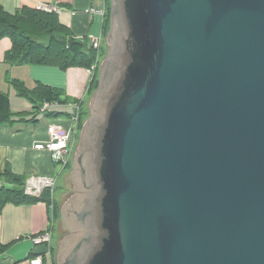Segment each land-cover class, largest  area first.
Masks as SVG:
<instances>
[{"label":"water","instance_id":"1","mask_svg":"<svg viewBox=\"0 0 264 264\" xmlns=\"http://www.w3.org/2000/svg\"><path fill=\"white\" fill-rule=\"evenodd\" d=\"M111 9L60 263L264 264V0Z\"/></svg>","mask_w":264,"mask_h":264},{"label":"crops","instance_id":"2","mask_svg":"<svg viewBox=\"0 0 264 264\" xmlns=\"http://www.w3.org/2000/svg\"><path fill=\"white\" fill-rule=\"evenodd\" d=\"M42 3L57 6L62 24L69 27L75 38L84 37L87 47H91L89 35L104 34L103 16L91 11V8L100 7L98 0H0V4L11 13H16L23 6L38 8ZM10 40L9 37L0 40V89L9 92L12 110L31 112L32 105L19 101V106L22 107L15 110L13 98L16 93L5 79L7 73L13 78L23 80L30 88L38 82L57 87L63 91L65 99L57 101L55 106L48 110L27 115L23 120L18 117L19 121L15 123L0 125V185L14 187L16 184L7 173L21 176L25 182L31 174L51 175L56 171L57 163L52 160L50 152L35 149L34 144L38 140L48 138L46 128L49 122H64L75 110V104L84 96L86 99L94 74L88 68L79 66L64 70L45 64L11 65L5 61V54L12 46ZM84 106L85 100L82 107ZM33 116L35 121L30 120ZM64 206L65 204L61 208L59 206L61 216L53 224L52 205L46 201L5 204L0 212V243L6 245L7 249L0 255V264H30L31 258L43 247L36 245L32 236L52 224L53 231L56 232V223L64 221ZM44 258L47 261V258Z\"/></svg>","mask_w":264,"mask_h":264},{"label":"trees","instance_id":"3","mask_svg":"<svg viewBox=\"0 0 264 264\" xmlns=\"http://www.w3.org/2000/svg\"><path fill=\"white\" fill-rule=\"evenodd\" d=\"M106 10L103 25L105 38H107L111 28V0H107ZM5 37H9L12 41L11 48L5 54V61L11 65L45 64L58 66L64 70L73 66L90 69L97 59V50L93 47H87L84 40L75 38L69 27L62 24L58 13L54 11L48 12L35 7L23 6L16 13H11L0 4V40ZM97 75L98 70L88 87L89 93H93L98 86ZM6 78L17 94L21 97L25 96L33 107L31 112H14L11 107L9 92L0 89V125L15 123L19 121L18 117L23 120L27 115H35L46 101L65 100L63 99V91L52 85L38 82L33 88H30L23 80L13 78L8 73ZM88 114L89 111H86V114L82 111L81 128L84 124V118ZM30 120L35 121V116ZM7 176L11 177L16 185L14 187L5 184L0 185V212L8 202L14 204L39 201L52 203L49 192H44L40 196L28 195L23 190V177L13 176L10 173H7ZM59 216L60 208L55 201L53 206L54 222L58 220ZM6 249L7 246L0 243V255ZM45 249L43 246L37 254L44 255ZM52 253L54 256V247H52ZM53 264H58L55 258Z\"/></svg>","mask_w":264,"mask_h":264},{"label":"built area","instance_id":"4","mask_svg":"<svg viewBox=\"0 0 264 264\" xmlns=\"http://www.w3.org/2000/svg\"><path fill=\"white\" fill-rule=\"evenodd\" d=\"M100 7L91 8V11L100 13L103 18L106 14L107 9V0H98ZM39 9L46 11H54L60 12L57 6H53L50 4L42 3L38 5ZM78 39L84 40V37H78ZM106 41L104 34L101 33L99 35H89L90 46L97 50V59L92 67L89 69L95 74V72L99 69L101 58L103 54V44ZM85 96L78 101L74 108L75 110L72 112L70 117H66L64 122H49L46 128L48 138L44 140H38L34 144V148L38 150H47L50 152L52 160L54 163H57V169L59 172L61 170L66 169L75 152V146L78 139V133L81 131V117L83 111V103ZM57 101H46L44 102L41 111L48 110L55 106ZM60 167V168H59ZM56 169V171H57ZM57 176L54 174L46 175L41 173L31 174L25 180L23 184V190L26 194L32 196H40L44 192H49L51 197V205L52 209L55 199V185H56ZM53 224H54V218ZM53 224L51 227L36 233L32 236V239L36 245H43L45 249V253L37 254L35 257H32L29 261L30 264H53V253H52V242H53ZM47 258V261L45 258Z\"/></svg>","mask_w":264,"mask_h":264},{"label":"rangeland","instance_id":"5","mask_svg":"<svg viewBox=\"0 0 264 264\" xmlns=\"http://www.w3.org/2000/svg\"><path fill=\"white\" fill-rule=\"evenodd\" d=\"M105 42L106 43H105V47H104V52L102 54L101 63H100L99 69H98V75H97L98 79H99L101 64L104 61V59H105V57H106V55L108 53L107 50H109L110 43H109V40H108V36H107V39H106ZM5 79L8 82L7 78H5ZM12 89H14V88H12ZM14 91H15V89H14ZM15 93H16L15 94L16 97L13 98V106H14L15 110H17L20 107H22V106H19V103H18L19 101H23V103H25V104L31 103L27 98H25V96L24 97L19 96L16 91H15ZM93 94L94 93L90 92L88 95H86L85 106L83 108L84 114H86V111H89V114H90V107H91L90 105H91V99L93 97ZM31 105H32V103H31ZM32 107H33V105H32ZM89 114L87 116H85L84 123L86 122V119L89 117ZM81 132H82V128H81V131H79V133H78L79 135H78V139H77L76 146H75L74 156H73L69 166L66 169H64V170H61L60 172H59V169H57V171L53 172L54 176L55 175L57 176L56 185H55V199L57 201L58 206H60V208L69 199L70 195H72L74 193L73 182H72V180H71L69 175H70L71 169H73L74 157H75L76 152L78 150L79 141H80V137H81ZM55 231L56 232H54V234H53V242H52V246L55 248L54 258L56 259L58 264H61L59 262V260H58V253H59V249H60V246H61V242H62V240L65 238V236L67 234L66 231L62 230L61 221L60 222L58 221L56 223Z\"/></svg>","mask_w":264,"mask_h":264},{"label":"flooded vegetation","instance_id":"6","mask_svg":"<svg viewBox=\"0 0 264 264\" xmlns=\"http://www.w3.org/2000/svg\"><path fill=\"white\" fill-rule=\"evenodd\" d=\"M90 115V114H89ZM85 119V118H84ZM88 119V118H87ZM86 119V120H87ZM84 125V124H83ZM79 147V146H78ZM76 155H75V157H74V164H75V162H76ZM70 178H71V180H72V182H73V189H74V193L72 194V195H70V197H69V199L65 202V205H67L68 204V201H70V199L74 196V195H76V194H78L79 192H81L83 189L81 188H79V186H78V182H77V176H76V172H75V170H72L71 169V171H70ZM66 206H64L63 207V209L65 208ZM77 218H78V216H76ZM78 219H80V217L78 218ZM62 230L63 231H66V236H68V235H71V234H73L75 231H74V228H70L66 223H65V221H62ZM65 236V237H66ZM65 239V238H64ZM64 239L62 240V242H61V246H60V249H61V247H62V245H63V241H64ZM60 249H59V251H60ZM58 260H59V262H60V259H59V253H58Z\"/></svg>","mask_w":264,"mask_h":264}]
</instances>
